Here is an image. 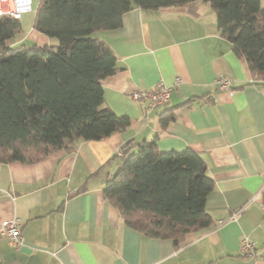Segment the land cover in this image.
<instances>
[{"label":"crops","instance_id":"0c3cea01","mask_svg":"<svg viewBox=\"0 0 264 264\" xmlns=\"http://www.w3.org/2000/svg\"><path fill=\"white\" fill-rule=\"evenodd\" d=\"M41 1L31 0L12 45L59 44L35 28ZM93 35L117 58V70L101 81V107L130 123L105 138L80 140L73 151L0 162V223L20 219L26 243L16 249L0 232V264H264V80L251 82L247 59L221 34L211 4L135 6L120 27ZM221 76L235 89H221ZM160 81L173 85L168 103L150 108L132 97ZM171 109L175 118L162 125ZM152 139L162 151L200 154L215 182L206 200L214 224L188 232L179 245L128 226L104 193L121 147L131 141L134 152ZM244 237L255 242V256L241 253Z\"/></svg>","mask_w":264,"mask_h":264},{"label":"trees","instance_id":"16d2710c","mask_svg":"<svg viewBox=\"0 0 264 264\" xmlns=\"http://www.w3.org/2000/svg\"><path fill=\"white\" fill-rule=\"evenodd\" d=\"M196 1L211 4L221 34L247 59L251 82L264 80L261 0H42L35 28L58 38L57 46L12 45L20 18L0 15V162L37 161L126 128L127 115L101 107V81L117 70V58L93 33L120 27L135 6L156 10ZM175 116L173 109L164 112L162 125ZM130 144L121 147L117 171L103 187L128 226L179 245L188 232L214 224L206 200L215 182L200 154L162 151L156 139L137 143L134 152Z\"/></svg>","mask_w":264,"mask_h":264},{"label":"built area","instance_id":"2783aa9c","mask_svg":"<svg viewBox=\"0 0 264 264\" xmlns=\"http://www.w3.org/2000/svg\"><path fill=\"white\" fill-rule=\"evenodd\" d=\"M31 0H0V15H10L16 18H20L23 13L30 11ZM179 81V77L175 78V82ZM233 79L221 76L218 79V85L221 89L232 91L234 87ZM172 84L165 83L164 81L158 82V84L147 90L136 91L132 97L142 103L147 104L148 107L154 108L161 104L168 103L172 93ZM122 149L118 151V155H123ZM262 212L264 215V204L262 205ZM223 220H219L218 224H221ZM22 223L20 219L14 217L12 219L4 220L0 223V232L3 237L8 238L9 243L16 249H20L25 246L26 243L21 235ZM240 251L244 256L256 255L255 242L244 237L240 241Z\"/></svg>","mask_w":264,"mask_h":264}]
</instances>
